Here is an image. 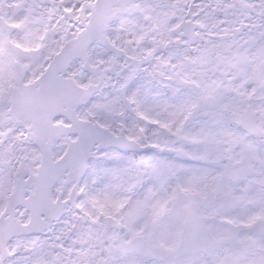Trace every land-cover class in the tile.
<instances>
[{
    "label": "snow or ice",
    "instance_id": "snow-or-ice-1",
    "mask_svg": "<svg viewBox=\"0 0 264 264\" xmlns=\"http://www.w3.org/2000/svg\"><path fill=\"white\" fill-rule=\"evenodd\" d=\"M0 264H264V0H0Z\"/></svg>",
    "mask_w": 264,
    "mask_h": 264
}]
</instances>
